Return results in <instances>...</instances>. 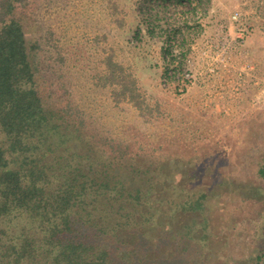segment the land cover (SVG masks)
<instances>
[{"label":"rangeland","instance_id":"374dc122","mask_svg":"<svg viewBox=\"0 0 264 264\" xmlns=\"http://www.w3.org/2000/svg\"><path fill=\"white\" fill-rule=\"evenodd\" d=\"M236 10L252 25L234 59L245 77L244 94L206 101L209 89L199 82L179 92L171 76L190 68L185 59L202 63L214 18ZM155 14L159 27L150 33L144 18ZM14 17L39 39L46 95L74 101L80 124L90 119L85 131L105 132L115 148L141 151L140 161L155 168L156 194L204 195L201 215L165 219L167 229L181 222L190 231L206 227L204 264H264V0H27ZM187 18L191 27L168 39L170 22ZM108 56L125 67L124 74L116 71L123 85L100 79ZM164 78L172 81L164 85ZM224 86L221 92L230 89ZM4 140L0 132V144Z\"/></svg>","mask_w":264,"mask_h":264},{"label":"trees","instance_id":"16d2710c","mask_svg":"<svg viewBox=\"0 0 264 264\" xmlns=\"http://www.w3.org/2000/svg\"><path fill=\"white\" fill-rule=\"evenodd\" d=\"M26 1L0 0V264H204L206 227L190 231L176 222L169 230L163 223L201 215L204 195L156 194L155 168L140 161L141 151L85 131L90 119L80 124L74 101L45 94L39 39L14 17ZM157 18H144L150 33ZM172 23L168 39L191 27L188 18ZM105 63L100 79L120 82L116 71L125 67L114 56Z\"/></svg>","mask_w":264,"mask_h":264},{"label":"built area","instance_id":"2783aa9c","mask_svg":"<svg viewBox=\"0 0 264 264\" xmlns=\"http://www.w3.org/2000/svg\"><path fill=\"white\" fill-rule=\"evenodd\" d=\"M202 20L204 19H200ZM213 24H215L214 32L211 37L207 36L201 50L202 63H196L191 58L185 59L190 68L179 71V74L171 77L179 92L185 93L192 85L199 82L209 89L203 97L208 101L218 102L224 98V95L234 98L244 94L242 88L245 84L242 80L245 81V77L234 59L237 58L235 52L244 50L252 25L246 14L240 10H236L227 18L215 17ZM201 31V35L205 36L206 29L202 28ZM170 80L171 78H164L162 82L166 85ZM225 84L230 86V89L221 92L220 85L225 87Z\"/></svg>","mask_w":264,"mask_h":264},{"label":"crops","instance_id":"0c3cea01","mask_svg":"<svg viewBox=\"0 0 264 264\" xmlns=\"http://www.w3.org/2000/svg\"><path fill=\"white\" fill-rule=\"evenodd\" d=\"M206 101H208V99Z\"/></svg>","mask_w":264,"mask_h":264}]
</instances>
